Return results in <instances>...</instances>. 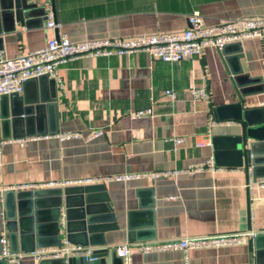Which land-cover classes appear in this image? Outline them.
I'll list each match as a JSON object with an SVG mask.
<instances>
[{"label": "crops", "instance_id": "1", "mask_svg": "<svg viewBox=\"0 0 264 264\" xmlns=\"http://www.w3.org/2000/svg\"><path fill=\"white\" fill-rule=\"evenodd\" d=\"M46 2L48 13L58 24L56 28L46 27L48 18L42 11H34L25 24L15 21L13 16L0 15V54L13 57L39 49L60 34L80 41L182 31L189 26L188 16L194 12L201 14L208 24L264 15V0ZM60 76L64 87L56 84L55 92L49 81L42 83L36 79L29 81L25 93L20 94L30 101L53 97L55 104H40L39 111L17 130L19 136H0V187L151 173L185 168L211 156L215 159L213 138L241 134L244 126L239 121L227 120L230 123H218L209 130V115L214 107L239 101L246 107L264 106V38L245 39L241 45L229 47L226 53L209 47L198 57L175 63L152 59L145 52L83 57L63 65ZM204 80L208 99H194L190 90L200 87ZM167 89L178 93L175 101L166 95ZM140 111L143 114L134 116ZM98 129L104 133L86 139ZM68 131H79L82 137L61 141L56 136ZM171 137L184 140L167 141ZM198 141L203 145H197ZM259 144L256 173L264 175V142ZM246 164L253 167L251 160L244 159L242 166L220 165L227 168L225 171L33 190L75 191L89 187L107 195L115 221L101 224L105 231L93 238L105 240V244H95L96 247L251 228L264 233V188L248 192L246 173L239 170ZM14 198L8 195V211ZM6 213V200L0 192L1 236H8ZM39 215L45 227L50 215ZM61 220L62 217L60 224ZM254 252L251 239L237 245L190 249L188 257L189 264H255ZM184 263L181 250L135 252L131 261ZM18 264L68 263L24 256ZM112 264L122 263L115 259Z\"/></svg>", "mask_w": 264, "mask_h": 264}, {"label": "built area", "instance_id": "2", "mask_svg": "<svg viewBox=\"0 0 264 264\" xmlns=\"http://www.w3.org/2000/svg\"><path fill=\"white\" fill-rule=\"evenodd\" d=\"M41 3L46 8V27L56 28L58 24L52 14L47 11V2ZM189 26L182 31L160 32L155 34H142L131 37H115L101 39H82L72 41L66 34H60L50 38L44 47L26 53H19L13 57L0 54V95L21 94L24 84L28 79L47 75L63 88L64 82L60 76V69L68 62L83 57H110L116 54H133L145 52L152 59H159L169 63L180 62L200 56L206 48L213 47L222 49L225 45L242 42L248 38H264V15L243 16L208 24L204 17L194 12L188 16ZM191 95L194 99H208L207 83L204 80L200 87H193ZM172 101L178 98V93L173 89L165 91ZM143 114V111L134 113V116ZM218 123H230L229 121L216 120L211 113L209 115L208 127ZM104 133L103 129L93 131L86 139L97 137ZM56 136L61 140L82 137L79 131L59 132ZM24 139H19L22 142ZM184 137H171L167 141L180 143ZM197 145H203L198 141ZM226 167L216 163L213 156L205 161L189 165L185 168L155 171L151 173H126L116 176L92 177L85 179L47 181L43 183H17L8 187H0V192L8 189L33 190L42 187L65 186L69 184L82 183H108L110 181H128L141 177L177 176L182 173L194 174L202 171H225ZM234 170V169H233ZM239 170L246 173V188L251 194L254 189L264 188V176L255 177L253 167L244 165ZM253 216L251 215V218ZM62 226L65 219L62 217ZM259 232L253 228L244 231L212 233L206 235H188L181 238L164 240H148L137 242H125L114 245L116 253L123 259L124 264H131L133 253H148L163 250H181L184 252L185 263L189 264L188 251L190 249L221 247L237 245L253 240ZM0 258L9 263H19L24 256H31L37 260L61 259L84 256L89 258L95 246L74 244L64 240L60 246H44L35 248L30 252H12L9 239L6 234L0 237Z\"/></svg>", "mask_w": 264, "mask_h": 264}, {"label": "water", "instance_id": "3", "mask_svg": "<svg viewBox=\"0 0 264 264\" xmlns=\"http://www.w3.org/2000/svg\"><path fill=\"white\" fill-rule=\"evenodd\" d=\"M39 2L0 0V15L4 18L13 16L15 21L25 24V20L33 16L31 14L34 11H42L46 14L45 5ZM233 45H241V42L227 44L222 48V51L226 53V50ZM233 74L234 79L237 80L236 71ZM36 79L42 83L49 81L52 90L56 91V81L47 75H41L25 82L23 94L26 84ZM43 102L47 106L55 104L53 97H41L40 100L30 101L17 93L0 95V136L2 138L19 136L20 134L16 133L17 130L22 129V125L26 124L30 115L39 111L41 105H44ZM213 116L219 121H239L244 126L241 134L233 137L215 136L213 138L216 163L218 165L242 166L244 159H249L252 161L255 177H263L264 175L256 173L259 161L256 150L260 145L259 142H264V106L246 107L241 101L226 103L214 107ZM49 131L56 132V129ZM89 189L91 188L80 187L75 191L72 188L23 191L8 189L4 191L7 208L5 226L11 251L30 252L38 247L60 246L64 240L95 247V244H105V240L97 241L93 237L97 233L105 231L102 223L115 221V218L108 208L107 195ZM10 194L15 196V202H12L8 211L7 199ZM44 212H48L50 215L49 222L45 227L39 220V214ZM61 217L65 219L64 226L60 224ZM28 242H31V245L28 246ZM254 248V263L264 264V233H258L255 236ZM116 255L115 248L96 247L89 258L80 256L47 260L63 261L68 264H112L117 259L124 264L123 259L116 258ZM0 264L18 263H9L0 258Z\"/></svg>", "mask_w": 264, "mask_h": 264}]
</instances>
